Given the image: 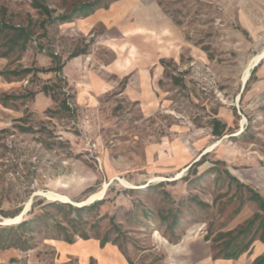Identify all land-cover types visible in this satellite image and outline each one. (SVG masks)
<instances>
[{
    "label": "rangeland",
    "instance_id": "rangeland-1",
    "mask_svg": "<svg viewBox=\"0 0 264 264\" xmlns=\"http://www.w3.org/2000/svg\"><path fill=\"white\" fill-rule=\"evenodd\" d=\"M263 51L264 0H0V264L264 257Z\"/></svg>",
    "mask_w": 264,
    "mask_h": 264
},
{
    "label": "bare ground",
    "instance_id": "bare-ground-1",
    "mask_svg": "<svg viewBox=\"0 0 264 264\" xmlns=\"http://www.w3.org/2000/svg\"><path fill=\"white\" fill-rule=\"evenodd\" d=\"M262 59H264V51L261 52L259 55H257V56H256V57H255L250 63H249V65L246 67L245 72H244V75H243V78H242L243 85H245V84L248 82V80H249V78H250V76H251L250 74H251L252 70L258 65V63H259ZM245 121H246V119H244V120L242 121V126L244 125ZM243 127H244V126H243ZM179 178H181V175L178 177V179H179ZM107 187H108V184L105 186L104 189H102L101 192L96 193V194H94V195H91L90 199H88V200H89L88 204H91V203H94V202H96V201L102 200V199L104 198V196H105V192H106ZM42 195H43L45 198H47L48 200L58 201V202H62V203H63V202H71V203H72V201H71L67 196H64V195H61V194H57V193H53V192H44V193L42 192ZM88 200H87V201H88ZM83 204H84L83 201H82V203H74V205H76V206H81V207H82ZM86 204H87V203H85V205H86ZM29 205H30V203H28V205H27V207H26V210H27V208L29 207ZM28 212H29V211H28ZM27 214H28V213H27ZM27 214H26V215H27ZM26 215H24V217H25ZM24 217H23V218H24ZM23 218H22V216H21V214H20V215L14 217V218H8V219H5L4 222H3L2 224H4L5 226L18 224V223H21V222H22Z\"/></svg>",
    "mask_w": 264,
    "mask_h": 264
},
{
    "label": "trees",
    "instance_id": "trees-1",
    "mask_svg": "<svg viewBox=\"0 0 264 264\" xmlns=\"http://www.w3.org/2000/svg\"><path fill=\"white\" fill-rule=\"evenodd\" d=\"M97 6V3H94L92 6H88V8L86 9L85 7L83 8V9H81L82 10V12H83V15H89L92 11H93V9H94V7H96ZM17 31V30H16ZM19 32H23V33H21V34H24V35H18L17 34V36H15L16 38V41L17 40H21L22 39V36H25L26 35V31L25 30H22V29H19L18 30ZM26 38H28V35H26ZM26 38H23L24 39V41H27V39ZM3 55H5L6 56V54H3ZM62 68V66L60 67V69ZM52 89H53V87L51 86V87H49V86H46V87H44V92L46 93V94H49V92L50 91H52ZM61 106L63 107V109H65V110H69V104H68V102L66 101V100H64L63 102H62V104H61ZM217 133V132H216ZM257 200L260 202V204H261V206H262V210L264 211V200H263V198H261L260 196L258 197L257 196ZM97 204H99V203H95L94 205H92V206H90V207H88V208H90V209H92L93 207H95ZM33 205H35V204H33ZM61 205V204H60ZM60 207H64V205H61ZM68 207H70V206H68ZM84 210H85V208H84ZM27 221H25V222H23V223H21L20 224V227L22 228V227H24L25 225H27ZM264 223V222H263ZM63 229H65L64 227H63ZM264 239V238H263ZM239 255H237L236 256V254H233V253H228V254H226V258H236V257H238ZM254 264H264V257H260V258H258V259H256L255 260V262H254Z\"/></svg>",
    "mask_w": 264,
    "mask_h": 264
},
{
    "label": "crops",
    "instance_id": "crops-1",
    "mask_svg": "<svg viewBox=\"0 0 264 264\" xmlns=\"http://www.w3.org/2000/svg\"><path fill=\"white\" fill-rule=\"evenodd\" d=\"M255 68H258V77L259 78H261L260 80H264V79H262V78H264V59H262L259 63H258V65L255 67ZM254 68V69H255ZM253 69V70H254ZM252 70V71H253ZM255 71V70H254ZM252 73V72H251ZM247 84V83H246ZM245 84V85H246ZM260 88L261 87H264V81H262L261 83H260Z\"/></svg>",
    "mask_w": 264,
    "mask_h": 264
},
{
    "label": "water",
    "instance_id": "water-1",
    "mask_svg": "<svg viewBox=\"0 0 264 264\" xmlns=\"http://www.w3.org/2000/svg\"><path fill=\"white\" fill-rule=\"evenodd\" d=\"M63 203H67V204H71V205H73V203H71V202H63ZM31 205H32V202H30V205H29V207L27 208V210L25 209V210L21 213L22 218L24 217V215H26V214L28 213V211H30ZM0 225H4V224H0Z\"/></svg>",
    "mask_w": 264,
    "mask_h": 264
}]
</instances>
